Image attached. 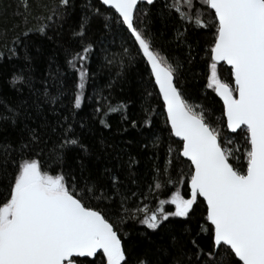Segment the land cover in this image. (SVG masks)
<instances>
[{
	"label": "trees",
	"instance_id": "obj_1",
	"mask_svg": "<svg viewBox=\"0 0 264 264\" xmlns=\"http://www.w3.org/2000/svg\"><path fill=\"white\" fill-rule=\"evenodd\" d=\"M172 2H139L134 23L174 65L175 83L184 98L199 106L196 110L203 112L206 122L220 127L222 141H231L229 147L239 144L242 151L243 130L229 132L221 124L223 104L214 89L207 87L214 28L182 21L169 7ZM26 3L27 7L25 0H0V117H9L0 119V196L10 179L7 173L13 171L12 161L35 156L45 170H63L70 187L72 177H76L78 187H84L86 181L97 184L85 203L106 208L113 220L123 218L119 228L127 264H137L140 259L147 264H206L210 238L202 230L206 227L202 198L194 203L188 217H168L157 229L140 223L143 212L132 218L127 211L146 205L151 212L158 206L157 200H166L176 189L186 195L189 189L181 177L189 174L190 162L178 154L182 141L173 137L165 123L159 92L146 62L137 55L138 45L124 30L126 26L109 17L111 23L104 28V16L92 12L99 9L106 13L107 7L99 0H68L67 5H59L58 0ZM193 4V14L199 9L210 23L212 16L203 0H193ZM49 15L52 20H47ZM81 17L88 21L82 34ZM41 24L45 33L38 31ZM83 42L94 46L85 62L88 74L82 104L74 108L71 101L79 77L67 63L66 52L79 51ZM14 75L22 79L13 81ZM218 75L231 83L230 68L224 63L218 64ZM51 97L56 98L55 103ZM97 105L102 111L95 110ZM109 107L116 111L109 112ZM12 108L18 114L15 122L10 116ZM68 124L72 128L66 133ZM31 129L36 130V141L31 140ZM71 138L78 143L61 147ZM21 143L27 147L17 151ZM5 146H10L7 151ZM112 175L118 177L115 186ZM169 179L175 183L168 184ZM156 180L162 184L160 189H155ZM101 187L110 199L98 203ZM163 207L165 211L174 210L170 204ZM192 240H196L195 245ZM197 246L203 249L199 257L193 255ZM219 251L226 255L224 248ZM98 260L90 257L84 264H96Z\"/></svg>",
	"mask_w": 264,
	"mask_h": 264
},
{
	"label": "snow or ice",
	"instance_id": "obj_2",
	"mask_svg": "<svg viewBox=\"0 0 264 264\" xmlns=\"http://www.w3.org/2000/svg\"><path fill=\"white\" fill-rule=\"evenodd\" d=\"M99 2L108 6L106 13L99 9L92 12L104 16L103 27L108 28L109 17L114 18L122 27L126 26L124 30L138 45L137 55L146 62L163 98L165 123L170 126V133L182 141L178 154L190 162L189 174L181 177L189 189L186 195L176 189L166 200H157L158 206L151 212L146 205L127 211L132 218L143 212L140 223L157 229L168 217H188L194 203L202 198L206 225L202 230L210 238L206 264H264V0H203L212 16L210 23L199 9L193 14V0H173L169 5L182 21L214 28L209 44L207 87L214 89L223 101L221 124L233 132L243 130L242 151L239 144L229 147L231 141L226 138L222 141L220 127L206 122L203 112L196 110L199 106L184 98L175 83L176 68L134 23L138 0ZM58 3L67 5L68 0ZM52 19L51 15L47 17ZM81 21L82 34L88 21L85 17ZM38 31L45 33V26L41 24ZM93 46L92 42H83L78 46L79 51L66 52L67 63L77 70L79 77L71 101L74 108L82 104L88 74L85 62ZM219 62L230 66L231 83L219 77ZM21 79L13 76V81ZM51 99L56 102L55 97ZM95 110L102 111L99 105ZM108 111L114 112L116 108L109 107ZM17 115L12 108L13 122ZM100 122L105 123L102 116ZM132 123L135 125L136 121ZM71 128L68 124L65 132ZM35 131L29 132L32 141L37 140ZM77 143L75 138L65 139L61 147ZM9 147L5 146V151ZM26 147V143H21L17 151ZM81 148L86 151L83 145ZM56 158H61L59 152ZM12 165L13 171L7 173L9 182L0 196V264H84L90 257L94 260L99 257L96 264H127V249L119 228L123 218L113 220L106 208L85 203V197L91 199L96 191L95 182L86 181L84 187H78L76 177H72L70 187L63 170H45L35 156L13 160ZM111 179L115 186L118 177L112 175ZM167 183L175 181L169 179ZM161 187L156 180L155 189ZM106 199L110 197L101 187L96 200L102 203ZM165 204L174 206V210L165 211ZM197 247L193 255L199 257L203 249ZM220 248L225 249L226 255L220 253ZM137 264L147 261L140 259Z\"/></svg>",
	"mask_w": 264,
	"mask_h": 264
},
{
	"label": "water",
	"instance_id": "obj_3",
	"mask_svg": "<svg viewBox=\"0 0 264 264\" xmlns=\"http://www.w3.org/2000/svg\"><path fill=\"white\" fill-rule=\"evenodd\" d=\"M139 2H147L148 3V0H138V3ZM106 7H108V6H106ZM220 63H224V62H219L218 64H220ZM228 68H230V66H228L226 63H224ZM153 81H154V79H153ZM157 88V90H158V92H159V89H158V87H156ZM217 95V94H216ZM161 97V96H160ZM217 97L221 100V98L217 95ZM161 100H162V102H163V98L161 97ZM221 102H222V104H223V101L221 100ZM165 112V111H164ZM165 116H166V113H165ZM170 127V126H169ZM229 132H233L232 130H229V129H227ZM237 131V130H236ZM235 131V132H236ZM173 137L174 138H176V139H178V140H180V138H178V137H175L174 135H173ZM181 141V140H180ZM182 156V155H181ZM183 157V156H182ZM184 159H186L187 160V158H185V157H183ZM238 259V258H237Z\"/></svg>",
	"mask_w": 264,
	"mask_h": 264
}]
</instances>
